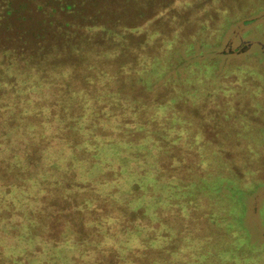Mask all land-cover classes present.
Returning a JSON list of instances; mask_svg holds the SVG:
<instances>
[{
    "label": "rangeland",
    "instance_id": "374dc122",
    "mask_svg": "<svg viewBox=\"0 0 264 264\" xmlns=\"http://www.w3.org/2000/svg\"><path fill=\"white\" fill-rule=\"evenodd\" d=\"M155 12L126 15L128 26L141 25L135 42L151 44L150 56L132 51L140 56L134 64L98 60L82 71L99 81L74 82L65 64L85 58L46 35L26 39L54 70L37 74L19 57L25 73L14 67L7 82L0 78V173L10 188L5 195L0 179V264H264V0H174ZM52 71L61 77L51 80ZM37 92L57 105L60 120L68 118L60 109L66 97L80 101L73 117L84 127L56 136L66 148L49 150L53 165L24 136L29 128L12 138L33 147L12 149L9 116L19 104L30 111ZM35 118L44 135V118ZM71 139L81 142L79 161ZM42 158L53 179L46 205L26 188L18 196L27 165L12 169L29 162L39 173ZM142 199L148 204L136 211Z\"/></svg>",
    "mask_w": 264,
    "mask_h": 264
},
{
    "label": "trees",
    "instance_id": "16d2710c",
    "mask_svg": "<svg viewBox=\"0 0 264 264\" xmlns=\"http://www.w3.org/2000/svg\"><path fill=\"white\" fill-rule=\"evenodd\" d=\"M173 1L174 0H0V78H4L5 82L9 80L10 77L8 75H4L9 71V68L12 69L15 67V69L19 72L22 71L25 73L24 70L26 69L18 63L19 57L24 60V62L29 63L27 67H29V69L33 68L35 70L34 72L37 74H39V72L46 74L49 69L54 70L52 67H48L43 54H40L39 50L33 48L26 39L30 35L34 37H42L43 35H46L49 36L50 39H53L56 43L69 47L71 51L76 52L79 56L82 55L81 57L83 59L85 58L84 62L79 64L76 60H73L74 62L72 64H65L69 66L68 69H70V71L68 73L71 72L76 76V80H74V82L76 81L77 83V81L81 79L82 82H85V84L86 82L93 83V77H96L97 81H99V77L102 76L101 74L100 76H97L90 72V76H83L82 71L91 70L93 67H97V65L99 66L100 64H98V60L101 64L104 63L116 66L117 63H122L121 60L126 61L128 58H132L134 59V64L135 56L138 58L140 56L138 54L135 55L132 51L138 52L141 57L150 56L149 52L152 49L151 44H145L146 47L149 46V48H146L141 46L139 42H135L136 35L134 28H141V25L137 24V26L132 27V29L126 23V15H130L132 13L133 16H140L142 18L148 9H153L154 13L151 15V18H153V15L156 13L155 11L158 8H168ZM17 23H19V25H17ZM129 36L130 39L128 40ZM127 55H130L131 57H128ZM115 56L120 59V62H118L119 59L114 58ZM120 68L122 67L120 66ZM124 68H126L125 65ZM136 69H138V67ZM51 73L53 74L51 80L54 81L56 77L60 78L62 75L61 72L57 71H52ZM102 74H104V72H102ZM32 75L33 72H31L30 76ZM122 76L123 78H126L124 75ZM70 81L71 80H66V83H64L60 80L59 83L67 86ZM119 89L121 91V89H124V86L119 87ZM94 92L95 90L92 89L91 94ZM40 93L41 92H37L35 94L36 101L34 102L33 107L30 108V111L28 108L22 107L19 104V107L17 106L18 109L11 113L13 117L9 116V123H11V127H14L15 129H12L10 136L12 138L13 134H17V132L19 134L24 132L18 131L16 128H29V132L24 133V136H34L36 141H33L32 143L35 145L36 142L41 153L46 154L45 158L47 162L53 165L56 161L54 158L51 159L49 157L50 151L55 152L60 147L66 148V143L64 141H60L61 139L56 136H60L64 132L70 133V130L76 128L81 129L83 126L80 122H75L73 117V113L77 110L76 105L80 101L74 100L72 97H70L71 100L68 99V97H66L67 99L64 97L65 100L60 109L68 118H62L60 120L57 114V109L54 107L56 104L50 105V103L45 102ZM106 94H108V92L104 95L111 102V96L109 94V96H107ZM86 95L83 96V98L81 97L80 100L84 102L89 101ZM14 97H17L18 99L20 96L14 95ZM91 97H94V95L89 98ZM95 98L96 97L92 98L93 103H97ZM100 99L101 101H105L102 96ZM43 104L49 105L46 112H44L43 109H40ZM113 104L115 105V103ZM8 105H12V103H8ZM34 108H38V111L35 112ZM25 111L27 114L26 118L21 117ZM53 114L55 115L56 120L53 118ZM95 114L98 115L99 113L96 111ZM35 115L39 119L44 118L45 120L43 130L44 135L41 133V123H35ZM54 121H57L56 127L53 124ZM46 124L47 126H45ZM38 133H41L40 136H38ZM52 136L54 137L51 139ZM72 141L73 140L71 139V141L66 142L79 161L77 144L81 142L78 141L73 143ZM12 143V149L18 155L23 153L22 151L24 148L29 149L33 147L26 143L24 138H20L18 141L15 138H12ZM99 143L100 142L97 143L94 141V144H96L95 147L99 148ZM47 146L48 148H46ZM97 148L93 149L94 152L92 153V157L94 158L98 157ZM81 161L84 162V160ZM21 164L22 165L15 163L12 167L13 170L18 172L21 170L18 168L19 166L23 167L27 165L22 168L27 171L25 172L22 170L23 173H20L19 175L20 177H26L27 180L25 179L23 184L24 188L16 189V192L19 194L18 196H22V198H24L23 191L26 188L25 190H30L31 194L36 198L40 197V199H43V202L46 205L47 195L45 192L48 186L53 184V179H51L50 174L47 171L49 164H45L44 158H42V166L39 168V173L28 171L27 168L29 162L24 164L22 162ZM94 164L95 163L89 164V167L94 166ZM9 172L13 173L14 171L10 170ZM69 173L70 172H67V174ZM131 174L134 175V173ZM75 175L76 174L73 173V177H75ZM8 177V174L5 177V173H0V179L3 180V182L0 181V183L2 182V188H7L4 192L5 195L10 192ZM134 178H136V174ZM18 183L21 185L22 181L19 179ZM110 185L111 184H109V186ZM118 187L120 189H124V186ZM158 193L161 194L160 192ZM9 198L11 197L5 198V200H7L6 209H10L9 206L12 204V200H9ZM59 198H61L60 195L57 199L50 202L53 207H58L57 204ZM161 199V196H156L153 203H161ZM22 203L23 206L19 209L20 212L23 213V211L31 208V204L29 202L25 201ZM144 204H148L146 199H144L135 210H139V208ZM13 210L15 212L19 211L15 208H13ZM3 215L7 216V213H3ZM143 215H145V213H143ZM1 229L2 227L0 226V231ZM71 238L72 237L68 239L70 250L72 249L70 248L72 245ZM21 247L24 249L25 246ZM9 249V252L12 251V256L10 255L11 258L14 260L20 258L22 253L16 254L15 251H17V248L14 249V247L10 245ZM70 263L71 262L69 261L68 264ZM59 264L64 263L60 262Z\"/></svg>",
    "mask_w": 264,
    "mask_h": 264
}]
</instances>
